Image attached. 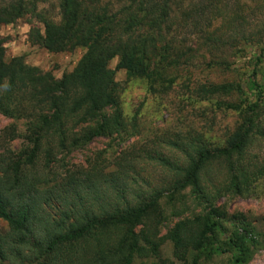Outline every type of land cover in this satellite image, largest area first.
<instances>
[{
    "label": "trees",
    "instance_id": "obj_1",
    "mask_svg": "<svg viewBox=\"0 0 264 264\" xmlns=\"http://www.w3.org/2000/svg\"><path fill=\"white\" fill-rule=\"evenodd\" d=\"M31 1L0 0V26L33 15L37 0ZM118 1L121 4L113 9L103 0H62L61 22L42 18L43 30L36 35L41 46L51 53L85 51L70 76L57 79L28 66L22 57L8 60L0 38V114L26 119L31 145L13 163H0L4 167L0 221L8 228L0 236V264H135L137 258L158 257L164 239L173 244L179 260L197 251L190 264H198L202 256L225 254L230 264H250L258 244L254 227L241 214L227 219L224 212L212 208L192 222L179 221L165 237H159V230L167 221V209L183 205L187 189L196 200H206L202 177L212 174L217 160L237 158L248 146L263 98L258 81L260 59L250 75L253 98L244 109L246 118L223 145L198 146L194 138L191 146L176 145L194 149L193 154L183 150V167L162 156L155 159L174 175L169 187L133 191L125 175L116 173L129 163L127 152L113 161V168L99 157L88 162L89 168L62 174L53 165L59 155V161L71 158L96 139L140 134L137 118L129 125L123 117L119 84L109 66L113 59L118 58L116 68L124 70L128 80H145L151 91L162 93L158 84L170 67L166 36L174 0ZM216 1L203 0L186 18H195L197 24L202 18L210 21ZM234 87L219 85L205 91L228 96ZM235 90L243 92L242 87ZM219 106L236 111L241 105ZM135 159L138 156L133 154ZM249 174L253 173L248 171L244 178L232 175L229 188L248 195ZM104 184L122 186L116 193L120 201L110 202L107 190L101 191ZM126 192L134 200L122 195Z\"/></svg>",
    "mask_w": 264,
    "mask_h": 264
},
{
    "label": "rangeland",
    "instance_id": "obj_2",
    "mask_svg": "<svg viewBox=\"0 0 264 264\" xmlns=\"http://www.w3.org/2000/svg\"><path fill=\"white\" fill-rule=\"evenodd\" d=\"M62 0H37L35 11L12 24L0 26V38L4 41L6 58L22 57L30 67L51 73L57 79L70 76L84 54L83 49L74 52L51 53L38 42L37 31L43 30L42 18L53 23L61 22ZM203 0H174L171 9L169 40V67L158 84L162 93L153 92L144 80L130 81L124 70H117L118 58L109 66L115 70V81L119 84V100L127 124L137 118L140 134L130 138L123 134L120 139L99 138L76 151L71 158L53 165L62 174L66 170L76 171L90 167L98 157L105 165L113 168L122 152H127L129 163L122 171L133 191L163 190L174 183L175 177L155 160L158 156L169 159L173 164H186L185 151L194 149L184 145L209 144V148L223 145L229 133L241 125L246 116L244 109L253 98L251 72L258 66V81L263 98L256 109L254 128L249 144L243 154L231 160L221 159L209 177H202L206 187V200L200 202L187 189L185 202L172 211L167 209V221L160 228L159 237L168 232L181 220L192 222L197 215H203L212 208L224 212L227 219L242 215L255 229L254 239L258 251L250 264H264V0H217L210 21L202 18L197 24L195 18H186L194 12ZM228 1V2H227ZM32 3L31 0H29ZM117 9L118 0H103ZM40 15L39 17H36ZM196 23V24H195ZM234 85L230 94H209L205 90L219 85ZM157 87V86H156ZM242 87L243 92L235 90ZM207 93L205 95L203 93ZM200 93V94H199ZM239 104L238 110H226L219 104ZM26 119L9 118L0 114V163H13L31 145ZM191 138H194L191 140ZM178 149L176 145L181 146ZM133 154L138 159L133 160ZM113 163V164H112ZM40 167V165H39ZM64 168V170H63ZM63 170V171H62ZM4 167L0 166V175ZM250 175V192L245 197L229 188L232 175L244 178ZM121 177H124L123 175ZM244 179L240 181L243 182ZM122 186H102L107 190L110 202L120 201L116 193ZM126 193L122 195H126ZM134 200L133 195H126ZM55 206H60L56 204ZM167 216V215H166ZM58 219V218H57ZM193 224L188 226L189 229ZM6 223L0 221V236L6 234ZM197 251L179 260L174 255V246L164 239L158 257L137 258L135 264H190ZM228 254L206 258L198 264H230Z\"/></svg>",
    "mask_w": 264,
    "mask_h": 264
}]
</instances>
